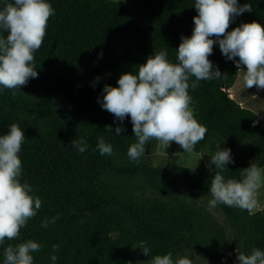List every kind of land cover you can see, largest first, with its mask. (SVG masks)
<instances>
[{"label":"trees","instance_id":"trees-1","mask_svg":"<svg viewBox=\"0 0 264 264\" xmlns=\"http://www.w3.org/2000/svg\"><path fill=\"white\" fill-rule=\"evenodd\" d=\"M48 2L55 14L34 54L38 77L20 89L0 86V135L12 123L20 124L25 134L19 153L22 182L42 200L20 239L0 246V264L8 243L27 239L42 245L33 253L35 264H53L54 244L60 246L54 264H150L152 256L168 252L174 260L187 255L193 264H202L191 251L212 264H239L237 252L264 250V207L249 214L218 205L214 209L223 214L221 221L208 208L215 165L185 166L173 153L168 164L156 165V140L146 145L139 163L131 161L127 152L135 137L130 116L116 135L121 122L99 102L105 85L116 87L122 74L138 72L155 50L167 49L168 59L176 62L181 37H190L195 26V0ZM238 3H251L253 10L236 16L227 31L254 20L264 24V0ZM209 59L222 76L189 89L194 115L207 128L193 152L210 142H226L234 163L222 174L241 179L251 163L264 167V119L228 92L240 70L218 42ZM100 137L112 146V155H101ZM80 138L87 141L83 153L72 145ZM179 150L184 151L180 145ZM57 215L54 224L41 226ZM142 243L150 253L144 254Z\"/></svg>","mask_w":264,"mask_h":264},{"label":"clouds","instance_id":"clouds-1","mask_svg":"<svg viewBox=\"0 0 264 264\" xmlns=\"http://www.w3.org/2000/svg\"><path fill=\"white\" fill-rule=\"evenodd\" d=\"M194 6L198 13L194 17L195 26L190 37H181L176 62L168 59L167 49L155 50L146 63L138 66V72H126L120 76L118 86L105 85L103 89L99 101L102 108L121 122L114 129L116 135L124 131L125 118H131L135 142L127 155L136 163L152 140L166 148L176 142L184 152L192 153L205 138L207 128L194 115L189 89L199 87V81L221 78V71L209 59L217 42L222 54L234 60L238 70H243L246 88L264 89V24L254 20L227 31L236 16L253 10L252 4L240 5L238 0H195ZM54 14L48 0H4L0 6V86L20 89L31 78L38 77L34 54L41 48L49 18ZM192 77L195 79L191 80ZM106 130L112 132L113 128L108 125ZM24 139L19 123H12L9 131L0 135V246L6 241L19 240L21 229L42 207L32 185L22 182L19 153ZM72 145L81 153L87 150L83 138L74 139ZM97 148L101 155L113 154L112 146L103 137L98 138ZM229 163H234L231 149L219 146L209 164V168L215 165L209 210L226 205L254 214L259 190L264 187V167L251 163L241 173V179H225L222 173ZM58 218V215L45 218L41 226L47 228ZM59 247L52 245L53 264L58 259ZM139 247L144 254L151 252L145 243ZM41 248V243L33 239L15 245L8 243L3 248V264H35L33 253ZM237 253L239 264H264V250L260 248L253 249L249 255ZM150 264H193V261L187 255L174 260L172 252H168L152 256Z\"/></svg>","mask_w":264,"mask_h":264},{"label":"rangeland","instance_id":"rangeland-1","mask_svg":"<svg viewBox=\"0 0 264 264\" xmlns=\"http://www.w3.org/2000/svg\"><path fill=\"white\" fill-rule=\"evenodd\" d=\"M117 1L127 3L130 0H126V2L125 0H117ZM243 75L244 72L241 69L237 74L234 82L231 85H229V88L227 90L235 100H237L238 102L239 99L240 101L241 100L244 101L245 106L252 108L264 119V89H259L256 86L247 89L245 87L246 85L243 80ZM247 94L250 96L246 97ZM219 146L222 149L229 148L226 142H221L216 146H213V143L210 142L199 153L197 152L186 153L184 151L180 152L179 145L176 142H172L167 148L156 142V145L152 149L153 161L156 165L168 164L169 161L168 154L173 153L177 162L182 165L196 167L202 161L205 164L209 165L211 160V155L215 153V151ZM257 199H258V205L256 209L264 207V187H262L259 190V195ZM211 211L215 213L220 218L221 221H224L223 214L219 213L214 208L211 209ZM191 252L195 260H199L202 264H212L207 259L203 258L199 253L195 251H191Z\"/></svg>","mask_w":264,"mask_h":264},{"label":"crops","instance_id":"crops-1","mask_svg":"<svg viewBox=\"0 0 264 264\" xmlns=\"http://www.w3.org/2000/svg\"><path fill=\"white\" fill-rule=\"evenodd\" d=\"M246 87V86H245ZM247 89H249V88H247ZM252 91V90H251ZM250 93H252V92H250ZM248 96H250V95H246V97H248ZM239 103L241 104V105H244L245 106V103H244V101H240V99H239ZM248 107V106H247ZM252 109V108H251ZM253 110V109H252ZM261 116V115H260ZM209 166V165H208Z\"/></svg>","mask_w":264,"mask_h":264},{"label":"water","instance_id":"water-1","mask_svg":"<svg viewBox=\"0 0 264 264\" xmlns=\"http://www.w3.org/2000/svg\"><path fill=\"white\" fill-rule=\"evenodd\" d=\"M148 151V150H147ZM218 260V259H217ZM220 261V260H219ZM220 262H222V263H225L224 261H220Z\"/></svg>","mask_w":264,"mask_h":264}]
</instances>
